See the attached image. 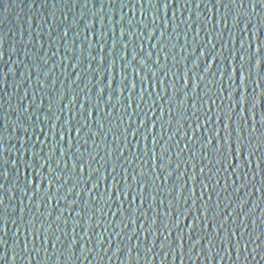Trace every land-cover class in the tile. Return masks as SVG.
<instances>
[{
	"label": "water",
	"instance_id": "water-1",
	"mask_svg": "<svg viewBox=\"0 0 264 264\" xmlns=\"http://www.w3.org/2000/svg\"><path fill=\"white\" fill-rule=\"evenodd\" d=\"M0 264H264V0H0Z\"/></svg>",
	"mask_w": 264,
	"mask_h": 264
}]
</instances>
